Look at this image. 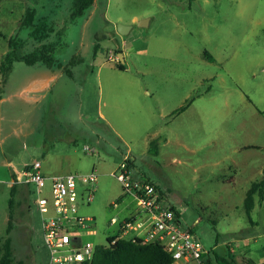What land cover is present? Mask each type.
Listing matches in <instances>:
<instances>
[{
    "label": "rangeland",
    "instance_id": "374dc122",
    "mask_svg": "<svg viewBox=\"0 0 264 264\" xmlns=\"http://www.w3.org/2000/svg\"><path fill=\"white\" fill-rule=\"evenodd\" d=\"M72 4L0 0V159L21 169L39 161L46 175L95 169L93 198L79 202L77 214L93 218L95 234L84 239L106 244L116 229L111 217L141 210L110 174L130 148L135 172L178 211L211 264L215 256L264 262V197H254L250 219L243 205L250 185L264 177V0H95L70 18ZM28 7L43 29H53L47 40L20 27ZM119 24L131 29L121 35ZM10 37L22 41L23 54L48 45L51 64L14 60L4 73ZM118 53L126 73L114 71L110 90L104 71ZM59 65L64 75L45 101L28 98L23 83ZM45 107L48 118L39 115ZM101 111H110L120 130L105 124ZM46 144L63 168L44 156ZM9 170L0 169V243L10 238L14 264H49L36 187Z\"/></svg>",
    "mask_w": 264,
    "mask_h": 264
},
{
    "label": "built area",
    "instance_id": "2783aa9c",
    "mask_svg": "<svg viewBox=\"0 0 264 264\" xmlns=\"http://www.w3.org/2000/svg\"><path fill=\"white\" fill-rule=\"evenodd\" d=\"M86 151L94 153L85 146ZM39 161L27 165L19 176L25 183H33L38 197L35 203L43 214L42 229L44 242L49 251V264H83L93 258L96 246L84 239L93 234L91 217L77 214L79 202L89 203L93 198L96 182L94 171L89 173H65L44 175ZM111 175L120 183L125 195L131 196L141 208L145 217L134 215L127 218L111 217L109 224L117 228L113 241L127 239L131 242H154L160 244L175 261L196 260L203 263L202 256L208 251L194 236L190 228H185L178 211L164 201L156 185L146 178L134 174L131 160L125 156ZM83 187L80 192L79 186ZM47 195L43 196L45 193Z\"/></svg>",
    "mask_w": 264,
    "mask_h": 264
},
{
    "label": "trees",
    "instance_id": "16d2710c",
    "mask_svg": "<svg viewBox=\"0 0 264 264\" xmlns=\"http://www.w3.org/2000/svg\"><path fill=\"white\" fill-rule=\"evenodd\" d=\"M95 0H73L70 18H75L83 14V12L94 4ZM42 17H36V9L32 7L26 8L21 21L20 27H27L30 29V36L37 42H42L48 39L50 32H53L51 27L43 29ZM21 42L19 38L10 37L8 39L9 50L1 61V67L4 73L8 72L14 60H21L27 64H32L36 61H43L48 65L51 64L52 58L49 56V47L46 44H41L40 48L30 54H23L20 51ZM98 47H95V52ZM115 66L119 70H124V65L117 61ZM180 107L179 110H183ZM258 196L260 199L264 197V177L256 182H253L246 191L244 198V209L247 217L250 219V213L254 206V197ZM174 208V207H173ZM177 211V210H176ZM192 231V230H191ZM113 236L107 237L109 245L96 246L93 258L90 262L83 264H172L173 259L164 248L154 242H131L127 239H118L113 241ZM0 264H14L13 253L10 238L2 240L0 243ZM203 263L211 264L209 252L202 256ZM217 264H257L250 260L245 262H238L234 259H219L215 256ZM264 264V262L260 263Z\"/></svg>",
    "mask_w": 264,
    "mask_h": 264
},
{
    "label": "crops",
    "instance_id": "0c3cea01",
    "mask_svg": "<svg viewBox=\"0 0 264 264\" xmlns=\"http://www.w3.org/2000/svg\"><path fill=\"white\" fill-rule=\"evenodd\" d=\"M127 39L122 40V45H126L130 41V38H127ZM103 67H104V63L99 65V67L97 69V74H100V72L102 71ZM64 70H65V68H63L62 65H59V68H48V72H46L43 76H39V77L33 76L28 82L23 83L22 91H26L27 90L29 92L30 95L27 96L28 98H30V99L37 98L40 102L41 101L43 102V101H45V99L48 96V94L51 93V91H52V88H51V86L53 85L52 82L54 83L55 80L60 79L64 75L63 74ZM114 71H117L120 74L121 73H123V74L126 73V69L119 70V69L116 68L115 65L109 66V68L105 69V71H104L105 72V76L103 78H104V80H106V87L108 89H110V90L114 89V86L110 82V80L115 76L113 74V73H115ZM123 77L124 76H122V78ZM132 79L135 80L136 78H132ZM133 80L130 81L131 85H132V83H135V81H133ZM113 97H112V99H113ZM1 101H2V97H0V102ZM48 110L49 109L47 107H45L44 109L42 108V110H39V115H41V116L45 115L46 118H48L47 117V111ZM99 115L103 118V121L109 127H111L112 129H115L117 131L120 130V127H121L120 124H116V120L113 119L114 117H113V115H111L110 111L109 112L107 111L106 115L103 114V112L101 111V112H99ZM79 116H80V113H79ZM113 120H114V122H113ZM38 124H41V123H38ZM52 124H59V123L54 122ZM1 126H0V136H1V133H2L1 131L3 129ZM68 140H69L68 142H70V143L76 141V139L71 138V137ZM55 144H56V142L53 141L52 143H50V146H53ZM129 149L130 148H128V150H127V152H129V154L126 153L123 157L128 156L130 158L131 164H132V169H133L134 174L136 176H138L140 178L148 179L147 177L139 176L137 171L135 172V168H134L135 167V157L131 154V151ZM51 150L52 149L51 148L49 149V146L46 144L45 147H44V156L47 157V159H54V161H58L59 164L57 165L56 170H58V168H63V165H64L65 162L63 161V159H61V160L59 159V157L61 155H59L58 153H54ZM6 165L10 169L9 170V174H7V175H9V176H11L13 178H14V176L16 177V175H17V177H19V174L22 172V169H24L27 166V165L24 164L23 168L21 169L18 166L17 167L13 166V163H12L11 160H7L6 157H2L0 159V169H1V167L5 169ZM117 166H118V164L116 165V167ZM116 167L114 168V170L116 169ZM94 170H92V171H94ZM114 170H112L111 172H113ZM111 172H110V174H111ZM67 173H69V172H67ZM72 173L82 174L83 172H72ZM46 174L47 173H45L44 175H46ZM54 174H65V173H54ZM48 175H52V174H48ZM12 179H11L12 183H17L14 179L13 180ZM125 207H126V205H125ZM138 214H139L138 211H136L135 213H132V212L131 213H126L121 218H127V217L138 215ZM121 218H119V219H121ZM116 232H117V228L115 229V233ZM93 234H95V232ZM93 234H90V235H93ZM113 235H111V236H113ZM106 237H109V236H106Z\"/></svg>",
    "mask_w": 264,
    "mask_h": 264
},
{
    "label": "water",
    "instance_id": "95a60500",
    "mask_svg": "<svg viewBox=\"0 0 264 264\" xmlns=\"http://www.w3.org/2000/svg\"><path fill=\"white\" fill-rule=\"evenodd\" d=\"M145 20H140L137 25L138 26H144L145 24ZM131 29V25H123V24H119L118 26V32L121 34V35H125L128 33V31ZM117 59L120 61V62H123V55L122 53H118L117 55Z\"/></svg>",
    "mask_w": 264,
    "mask_h": 264
}]
</instances>
